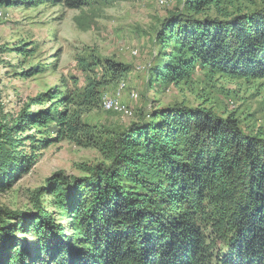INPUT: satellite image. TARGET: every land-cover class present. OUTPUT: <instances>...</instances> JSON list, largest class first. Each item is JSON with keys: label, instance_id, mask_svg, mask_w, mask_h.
Listing matches in <instances>:
<instances>
[{"label": "trees", "instance_id": "1", "mask_svg": "<svg viewBox=\"0 0 264 264\" xmlns=\"http://www.w3.org/2000/svg\"><path fill=\"white\" fill-rule=\"evenodd\" d=\"M243 1L179 0L160 23L166 48L155 77L176 84L199 67L264 80V0ZM63 2L71 9L86 3ZM78 60L90 74L81 89L58 96L63 109L25 106L0 121V192L27 163L23 143L34 136L23 132L46 121L108 164L84 167L78 178H47L31 212L0 206V264H264V137L244 132L232 115L178 106L141 114L111 144L84 117L128 69ZM43 102L42 95L33 100ZM48 186V207L69 217V231L45 210Z\"/></svg>", "mask_w": 264, "mask_h": 264}, {"label": "rangeland", "instance_id": "2", "mask_svg": "<svg viewBox=\"0 0 264 264\" xmlns=\"http://www.w3.org/2000/svg\"><path fill=\"white\" fill-rule=\"evenodd\" d=\"M85 1L77 9L66 7L63 0L1 3L0 121L14 119L25 106L32 111L37 106L63 109L58 96L81 89L90 74L81 70L78 58L87 62L97 58L128 69L126 79L103 90L101 108L84 117L111 144L141 114L178 106L232 115L244 132L264 137V80L230 78L199 67L176 84L155 77L153 69L166 48L158 39L160 23L179 0ZM39 95L44 102L34 104ZM45 123L23 132L34 136L23 143L27 163L12 186L0 192V206L31 212L34 192L45 188L47 178L56 173L78 178L86 174L84 167L107 162L96 148L58 137L48 127L55 123ZM51 190L48 186L43 195L45 210L69 231V217L48 207ZM26 239L34 242L32 231Z\"/></svg>", "mask_w": 264, "mask_h": 264}, {"label": "bare ground", "instance_id": "3", "mask_svg": "<svg viewBox=\"0 0 264 264\" xmlns=\"http://www.w3.org/2000/svg\"><path fill=\"white\" fill-rule=\"evenodd\" d=\"M122 84H123V83H122ZM118 92H119V91H118ZM103 100H104V99H103ZM112 100H113V99H112ZM104 102H105V101H104ZM104 104H105V103H104ZM113 104H114V103H113ZM116 105H117V104H116ZM116 105H115V106H116ZM104 107H105V106H104ZM104 109H105V108H104ZM107 109H108V108H107Z\"/></svg>", "mask_w": 264, "mask_h": 264}]
</instances>
